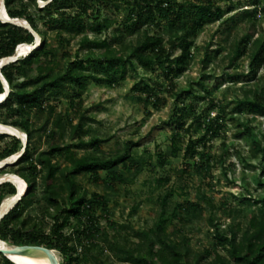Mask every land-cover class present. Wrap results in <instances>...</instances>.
<instances>
[{"label": "trees", "instance_id": "obj_1", "mask_svg": "<svg viewBox=\"0 0 264 264\" xmlns=\"http://www.w3.org/2000/svg\"><path fill=\"white\" fill-rule=\"evenodd\" d=\"M42 1L46 4L41 7L38 0H4L10 19H25L31 30L9 20L0 21V61L17 54L22 45L35 44L36 34L41 37L40 45L26 56L0 67V74L9 86L8 97L0 103V122L20 128L26 134V146L17 136L0 134V144L9 139L3 146L0 145V162L25 149L14 168L16 175L28 185L26 194L0 220V239L16 245L46 246L57 250L63 258L62 264H109L110 255L122 264H190L185 240L175 242L166 233L163 214L153 228L133 231L129 235L132 236L130 240L124 238L121 241L99 227L96 207L103 206L105 209L102 198L95 195L87 200L83 197L74 176L89 174L96 178L100 171H110L113 176V168L127 167L133 146L125 144L122 152L110 158L87 153L78 155L75 149L95 147L101 141L96 138L85 141L82 138L86 132L85 114H78L75 117L78 122L74 123L75 118L69 114L56 115L55 107L47 101L57 98L61 91L71 90L66 94L70 97L71 109L78 113L76 106L81 107L79 97L87 80L114 86L126 79L129 70L137 71V66L145 69L159 66L171 89H174L175 79L184 74L190 65L195 40L201 30L207 24L222 20L225 12L219 2L233 0H198L189 2L188 9V4L177 7L173 0ZM120 2L129 4L131 8L122 21H118L116 12ZM239 6L251 7L241 11V18L252 26H255L257 13L264 14V0L239 1ZM30 7L34 8V13L29 11ZM105 10L111 11V14L106 15ZM232 10L229 8L227 12ZM163 24L167 27V35L151 33L152 26L161 27ZM114 26L116 28L108 36L102 35L103 31L108 32ZM88 31L93 32L92 37ZM77 38L78 49L72 56L71 42ZM175 49L179 50L177 55L174 54ZM205 51L207 61L210 59L209 46ZM244 56L249 59V70L247 73L228 74L232 82H254L257 79L260 68L264 66V31L257 35H245L235 42L229 64ZM206 61H203L204 65ZM96 65L103 68L102 72L97 70ZM134 90L146 96L145 100L153 102L156 107L162 103L147 83L145 87L142 82L136 83ZM5 91L0 78V94ZM185 94L197 96L192 87L181 90L179 96ZM76 99L78 103H75ZM231 104L233 112L240 115L264 118V87L257 93L244 89L243 94ZM183 112L173 138L182 131L190 136L184 157L191 158L200 144L205 145L207 132L213 126L218 131L223 125L218 123V118L215 119L207 127L206 134L194 141L193 126L185 128L184 115L187 113ZM34 114H47L44 125L36 128L32 121ZM248 122V118L239 122L243 128L240 134L253 138V156L261 157L264 162V145L254 136ZM66 135L69 143L64 141ZM43 136L45 147L36 141H41ZM62 162L66 165L63 166ZM17 192L16 185L11 182L0 184V207L7 196ZM171 195L172 191L163 196L161 210L166 209ZM261 204L260 215L251 217L248 231L241 239L232 230L221 233V224L211 223L218 244L224 248L226 255L216 254L210 264H264V198ZM34 205L45 214L53 211V225L48 233L36 226L26 229V220L20 222L23 213ZM73 221L77 224L73 225ZM72 225L73 232H66ZM100 235L103 245L97 241ZM105 250L110 255H105ZM0 264L15 263L0 252Z\"/></svg>", "mask_w": 264, "mask_h": 264}, {"label": "rangeland", "instance_id": "obj_2", "mask_svg": "<svg viewBox=\"0 0 264 264\" xmlns=\"http://www.w3.org/2000/svg\"><path fill=\"white\" fill-rule=\"evenodd\" d=\"M38 1L41 7L46 4L42 0ZM173 1L177 7L188 4V9L189 2L198 0ZM239 1L244 0L219 2L225 12L222 20L207 24L201 30L195 40L190 65L184 74L175 79L174 89H171L168 78L159 66L152 69L137 66V71L129 70L126 79L114 86L87 80L79 97L81 107L76 106L80 113L70 107V97L66 93H71V90L61 91L57 98L52 97L47 101L55 107L56 115L69 114L75 118L78 114H85L86 132L82 138L85 141L92 138L101 141L95 147L75 149L78 155L87 153L110 158L122 152L125 144L133 146L127 167L113 168V176L110 171H100L96 178L89 174L74 176L83 197L91 200L98 195L102 198L105 209L103 206H97L96 216L99 217V227L110 236H116L121 241H124V238L130 240L132 236L129 235H132L133 231L153 228L163 214L166 233L175 242L185 240L190 264H210L216 254L226 255L224 248L218 244L212 222L221 224V233H229L232 230L237 233L238 239H241L248 231L251 217L260 215L261 200L264 198V162L261 157L253 156V138L240 134L243 128L239 122L245 118L250 119L248 125L252 127L254 136L264 145V118L233 112L231 103L243 94L244 89H252L257 93L264 87V66L260 68L254 82H232L227 75L248 72L247 56L239 58L232 65L229 64L232 48L241 37L252 33L257 35L264 31V14L259 11L255 26H252L241 18V11L251 7L239 8ZM2 2L3 0H0V21H12ZM229 8L233 10L227 12ZM129 10V4L120 2L116 10L118 21H122ZM29 11L35 12L33 7H30ZM105 13L109 15L111 11L105 10ZM21 20L22 24L30 26L25 19H19ZM41 24L39 21V26L43 29ZM115 28L116 26L108 32L103 31L102 35L108 36ZM151 33L167 35L168 30L163 24L161 27L152 26ZM88 34L93 36L91 31H88ZM78 41L79 38L71 42L72 56L78 49ZM40 43L41 37L37 34V42L26 47L34 49ZM207 46L210 59L206 61ZM28 53L29 50H26L17 53V56L21 58ZM178 53L179 50L175 49L174 54ZM203 61H206L205 65ZM3 65L4 63L0 62V67ZM96 67L102 72L100 65ZM138 82H142L143 87L147 83L150 91L161 98L162 103L158 107L145 100L146 96L139 91L134 90V85ZM190 87L196 92V97L186 94L179 96L181 90H188ZM8 94L7 91L0 94L3 96L0 103L6 100ZM79 100L76 99L75 103ZM183 111L187 113L184 115L185 128L193 126L194 141L206 134L207 127L215 119L218 118V123L223 125L218 131L213 126V129L207 132L205 145L200 144L191 158L184 157L190 136L182 131L178 137L173 138ZM173 113L177 114L172 116ZM4 116L3 112L2 117ZM46 119L47 114L32 115L36 128L44 125ZM77 122L78 118H75L74 123ZM0 125L11 129V132L0 130V134L17 136L23 140L24 145L26 144V134L20 128L1 122ZM44 139L45 136L41 141H36L45 147ZM7 141L9 139H5L0 145L3 146ZM64 141L69 143L67 135ZM20 156L18 153L0 162V184L11 181L13 177L20 178L25 190L20 191L23 196L28 190V185L23 178L16 175L14 168ZM62 165L66 164L62 162ZM15 185L20 190V187ZM170 191L172 195L163 211L162 198ZM14 196H7L4 202ZM15 205L16 200L10 208ZM53 216V211L45 214L34 205L23 213L20 222L26 220V229L36 226L48 233L53 225ZM76 224L73 221V225ZM73 225L68 227L66 232L72 233ZM101 240L100 235L97 241L103 245ZM3 242L9 247L32 246ZM39 248L51 253L55 260L46 263L39 256H35L24 264H62L63 258L57 250L46 246ZM27 250L32 249L23 251ZM207 251L211 254L207 255ZM104 253L110 255L106 250ZM107 261L109 264H122L111 255Z\"/></svg>", "mask_w": 264, "mask_h": 264}, {"label": "bare ground", "instance_id": "obj_3", "mask_svg": "<svg viewBox=\"0 0 264 264\" xmlns=\"http://www.w3.org/2000/svg\"><path fill=\"white\" fill-rule=\"evenodd\" d=\"M20 22L23 23V21L21 20ZM26 50H29V53L30 51H32L31 48L29 47H26V45H22L19 47L18 49V52L17 53H20V52H24ZM3 98V96L1 95L0 96V100ZM0 130H3V131H9L11 132V129L6 127V126H1L0 125ZM15 184L18 185V187H20V191L23 192L25 191L24 190V186H23V182L20 180V178L18 177H13L12 180ZM17 199L16 196H14L12 199H8L6 200L4 203H3V206H2V211H6L7 209H9L11 207L12 204H14V201ZM8 245L6 243H4L3 241L0 240V248H4V247H7ZM9 247V246H8ZM35 256H39L40 259L43 261V262H46L48 263L50 260H55L54 257L51 255V253L49 252H45V254H42V253H38V252H35L33 250H27V251H23V252H20V253H16L14 255H11L10 257L12 258L13 261H15L17 264H24V262H27L29 261L30 259L34 258Z\"/></svg>", "mask_w": 264, "mask_h": 264}, {"label": "water", "instance_id": "obj_4", "mask_svg": "<svg viewBox=\"0 0 264 264\" xmlns=\"http://www.w3.org/2000/svg\"><path fill=\"white\" fill-rule=\"evenodd\" d=\"M2 4H3V6H4V8H5V5H4V0H3V2H2ZM12 21H10V22H12V23H15V24H17V25H19V26H21V27H24V28H27V29H30L31 30V27L30 26H28V25H25V24H22L20 21H19V19H11ZM36 37H37V34H36ZM36 42H37V39H36ZM33 50V49H32ZM17 52H18V50H17ZM19 58H18V56H17V54H15V55H13L12 57H7V58H5V59H3L2 61H0V62H2V63H4V65L7 63V61L9 62V61H16V60H18ZM0 78L2 79V81H3V84H4V86H5V89H6V91L9 93V86H8V83L6 82V80H5V78L0 74ZM25 146H26V144H25ZM24 150L25 149H23L22 150V152H20V155H22L23 154V152H24ZM7 182H11V183H13V184H15L13 181H7ZM18 189V188H17ZM16 197H17V199H16V203L20 200V198H21V195H20V190L18 189V192H17V194L15 195ZM2 206H3V204L1 205V207H0V220L12 209V208H10V209H7L6 211H2ZM28 248H30V249H32V250H34V251H36V252H39V253H42V254H45V252L46 251H44V250H42L41 248H39V247H34V246H31V247H27V246H10V247H4V248H0V252H2V253H4L6 256H8V258H10V256L11 255H14V254H16V253H20V252H22L23 250H25V249H28ZM11 259V258H10ZM12 260V259H11ZM13 261V260H12ZM15 264H17L15 261H13Z\"/></svg>", "mask_w": 264, "mask_h": 264}]
</instances>
